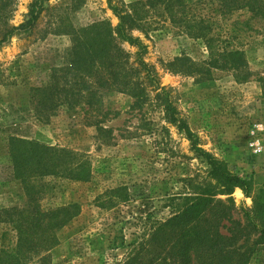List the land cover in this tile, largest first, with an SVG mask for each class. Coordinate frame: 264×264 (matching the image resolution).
I'll use <instances>...</instances> for the list:
<instances>
[{
    "label": "rangeland",
    "instance_id": "rangeland-1",
    "mask_svg": "<svg viewBox=\"0 0 264 264\" xmlns=\"http://www.w3.org/2000/svg\"><path fill=\"white\" fill-rule=\"evenodd\" d=\"M147 1L112 0L110 5L125 10L129 4ZM207 1L185 0L180 8L173 2L171 15L161 5L148 9L143 32L134 29L131 35L146 46L145 63L197 138V147L250 182L248 198L239 189L231 197L237 207L253 212L264 194V155H251L247 134L253 125L264 123V21L246 26L250 15L240 12L225 19L215 15ZM36 3L39 15L31 30L16 32L0 46V212L25 204L20 183L12 174L8 140L19 138L62 149L85 161L92 177L83 184L44 177L39 182L47 193L36 205L49 211L75 204L81 213L54 231L50 217L45 218L38 231L44 246L24 264H121L127 255V249L115 248L121 238L130 244L148 214L167 217V201L203 186L208 166L191 152L184 133L169 123L148 88L140 102L126 90H103L98 103L101 112L88 109L84 101L64 98L70 91L85 92L82 82L73 87L67 84L84 70L81 65L75 70L76 55L94 62L93 72L110 78L101 60L115 51L111 38L119 20L107 0H14L10 24L24 25ZM201 18L209 22L214 18L207 30L218 52L232 46L244 55L234 61L212 58L204 41L191 37L188 30ZM228 30L235 36L230 45ZM116 42L124 52L126 72L135 71L138 49ZM51 87L57 94L53 103L40 96L41 90ZM118 188L124 189L125 201L118 199L112 210L95 206L110 197L107 191ZM4 219L0 214V250L16 245V233ZM236 219L241 221L242 214ZM254 224L259 226L256 218ZM249 264H264V245L258 246Z\"/></svg>",
    "mask_w": 264,
    "mask_h": 264
},
{
    "label": "trees",
    "instance_id": "trees-1",
    "mask_svg": "<svg viewBox=\"0 0 264 264\" xmlns=\"http://www.w3.org/2000/svg\"><path fill=\"white\" fill-rule=\"evenodd\" d=\"M13 1L0 0V46L16 32L31 30L39 15L37 10L40 6L37 3L33 4L30 9L31 19L18 28L12 26L9 17ZM107 2L110 5L112 0ZM173 2L177 3L178 8L185 4V0H148L143 5L129 4L125 10L110 5L119 20L114 32L115 38H111L115 51L110 57L101 60L103 71L110 70V78L104 72L102 74L93 72L91 65L94 62L84 56L79 58L76 55L75 60L72 61L75 70L79 71L80 65L84 70L78 72L80 78L68 81L67 84L73 87L82 82L86 84L85 92L70 91L64 98L75 99L76 102L84 101L88 109L101 112L98 103L103 90L117 92L126 90L137 102H140L148 88V92L154 93V100L163 107L169 123L177 125L178 130L184 133L190 142L191 152L208 166L206 183L203 186H199L195 192L178 197L177 200H173L172 197L167 201L166 207L170 209L167 217L157 219L148 214L142 222V229L136 232L130 244L125 245L124 239L121 238L120 243L115 246V248L127 249V255L121 264H249L258 246L264 245V194L261 200L256 202L253 212L236 206L231 195L235 189H239L243 196L248 198L250 182L233 175L228 166L197 147V138L178 117L177 108L172 105L169 93L159 84L152 68L145 63L143 55L146 46L139 38L131 35L134 29L143 32L146 16L149 14L148 9L155 10L161 5L171 15ZM207 2L215 15H224L225 19H230L232 15L240 12L250 15L246 26L251 21H264V0H208ZM170 17L173 18L174 14ZM213 19L211 18L209 22L201 18L199 22L189 26L191 37L202 39L212 58L222 56L234 61L243 56L244 52L232 46L225 47L219 52L214 48V42L207 30L210 23L214 25ZM233 30L235 31V28ZM104 33V38L107 39L108 33ZM225 34L228 39L227 44L230 45L235 39L233 31L228 30ZM116 41H124L138 49L134 55L137 67L135 71L126 72L125 60H123L125 55L116 46ZM102 46L105 48L104 42ZM105 49L101 50V53H104ZM131 75H134V78ZM40 92L41 98L50 103H53L57 97L55 87ZM94 100L95 103L92 104ZM7 150L12 164V174L20 183L25 204L0 212L5 216L3 221L11 224L16 233L15 247L0 250V264H24L27 258L36 256L37 250L44 246L38 231L45 218L50 217L54 231L76 219L81 213V208L75 204L49 211L41 210L36 204L47 193V189L39 180L48 176L83 184L90 181L92 174L85 161L76 159L62 149L48 147L36 141L10 138ZM210 182H214V186ZM123 190L118 188L107 191L105 195L110 197L106 200L101 199L95 206L105 210L114 209L118 199L123 201L127 199L126 194L121 195ZM219 196L224 197L225 200L217 199ZM239 214H242V222L236 219V215ZM255 218L259 221V226L254 224ZM254 233L256 239L251 240ZM115 241L116 237L113 236L110 241L112 246L115 245Z\"/></svg>",
    "mask_w": 264,
    "mask_h": 264
},
{
    "label": "built area",
    "instance_id": "built-area-1",
    "mask_svg": "<svg viewBox=\"0 0 264 264\" xmlns=\"http://www.w3.org/2000/svg\"><path fill=\"white\" fill-rule=\"evenodd\" d=\"M247 147L254 157L264 155V123L253 125L247 134Z\"/></svg>",
    "mask_w": 264,
    "mask_h": 264
}]
</instances>
